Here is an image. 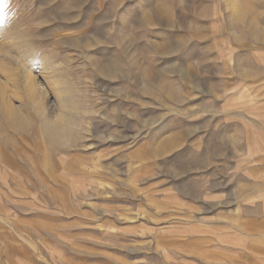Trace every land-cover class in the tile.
I'll return each mask as SVG.
<instances>
[{
	"label": "rangeland",
	"instance_id": "374dc122",
	"mask_svg": "<svg viewBox=\"0 0 264 264\" xmlns=\"http://www.w3.org/2000/svg\"><path fill=\"white\" fill-rule=\"evenodd\" d=\"M249 2L236 24L229 0H0V264H264ZM9 105L35 115L30 134ZM60 114L82 134L52 151Z\"/></svg>",
	"mask_w": 264,
	"mask_h": 264
},
{
	"label": "clouds",
	"instance_id": "9594fccd",
	"mask_svg": "<svg viewBox=\"0 0 264 264\" xmlns=\"http://www.w3.org/2000/svg\"><path fill=\"white\" fill-rule=\"evenodd\" d=\"M231 18L234 23L242 24L252 11L249 0H229L228 4ZM14 115L11 125L17 135H27L36 127V118L17 107L13 110ZM82 134L79 120L69 119L63 114L53 118L48 131L45 133L52 151L71 149Z\"/></svg>",
	"mask_w": 264,
	"mask_h": 264
},
{
	"label": "bare ground",
	"instance_id": "6f19581e",
	"mask_svg": "<svg viewBox=\"0 0 264 264\" xmlns=\"http://www.w3.org/2000/svg\"><path fill=\"white\" fill-rule=\"evenodd\" d=\"M0 34L3 35V29L1 28L0 26ZM10 79V78H9ZM49 79V78H48ZM12 80V79H11ZM36 82V81H35ZM35 82L33 81V79L30 77L28 80H27V83H26V86L24 87V90L26 92V94H29L30 96H32L33 98L35 96H37V90H36V87H35ZM50 82V81H49ZM53 82V81H52ZM57 81L54 82V85H57ZM38 85V84H37ZM7 86V85H6ZM39 87V86H38ZM56 91H59L58 87H55L54 88ZM14 92V91H13ZM17 92V91H15ZM20 92V91H19ZM39 95V94H38ZM8 95L6 94L5 92V86L3 84V82H0V103H5V105H7V99ZM36 98V97H35ZM38 98V97H37ZM42 103V102H41ZM6 107V106H5ZM41 107V104L38 103V106L37 108ZM14 110L13 107H10L7 106L6 108V111L9 112L8 116L13 113L12 111ZM11 117V116H10Z\"/></svg>",
	"mask_w": 264,
	"mask_h": 264
}]
</instances>
